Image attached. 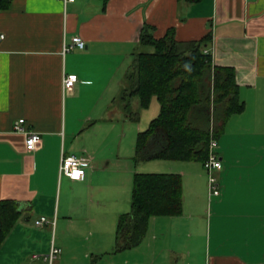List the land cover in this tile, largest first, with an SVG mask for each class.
Instances as JSON below:
<instances>
[{"label": "crops", "instance_id": "obj_1", "mask_svg": "<svg viewBox=\"0 0 264 264\" xmlns=\"http://www.w3.org/2000/svg\"><path fill=\"white\" fill-rule=\"evenodd\" d=\"M145 27L156 40L210 36L213 65L235 72L243 108L216 137L219 196L201 162L135 161L162 110L156 97L147 109L133 99V117L123 109L136 56L153 51ZM74 37L84 50L68 51ZM20 120L42 138L35 152L14 132ZM69 155L88 160L84 181L62 175ZM152 166L162 172H144ZM149 174L181 177L182 212L152 217L142 243L117 252L135 178ZM8 202L20 217L0 264H264V0H0V208ZM42 217L51 223L38 228Z\"/></svg>", "mask_w": 264, "mask_h": 264}, {"label": "trees", "instance_id": "obj_2", "mask_svg": "<svg viewBox=\"0 0 264 264\" xmlns=\"http://www.w3.org/2000/svg\"><path fill=\"white\" fill-rule=\"evenodd\" d=\"M107 2L108 0H104ZM197 4L200 0H180ZM145 27L142 43L152 52L136 56L129 75L130 88L124 93L123 109L129 117L139 108L147 109L156 97L161 114L138 137L136 162L156 160L205 162L210 141L223 131L231 116L242 111L235 72L213 65L204 41L179 42L174 29L156 40ZM212 128L216 129L212 132ZM182 179L173 174L137 175L133 209L119 219L116 251L138 247L147 234L152 217L182 212ZM20 215L17 204L0 208V246Z\"/></svg>", "mask_w": 264, "mask_h": 264}, {"label": "built area", "instance_id": "obj_3", "mask_svg": "<svg viewBox=\"0 0 264 264\" xmlns=\"http://www.w3.org/2000/svg\"><path fill=\"white\" fill-rule=\"evenodd\" d=\"M73 1V0H64ZM78 48L84 50L86 48V43L80 37L73 38V45L68 49ZM78 82V76L75 74L68 75L64 78L63 86L65 91H72ZM25 121L20 120L14 126V132L22 134L25 136L26 149L29 153L35 152L41 145L42 138L38 133L29 131L24 126ZM217 140L212 136L210 141V151L209 158L205 162L204 167L209 174V192L210 196H219L220 185L217 179V173L223 169L222 162L216 153ZM88 160L83 157H78L75 155L64 156L61 162V173L62 175L69 178L71 181L82 182L86 178V168L88 167ZM51 221L46 217H42L35 222L38 228L50 225ZM60 249L53 247L51 252L44 257L46 261L50 263L54 262L60 255ZM35 259L40 258V256H34Z\"/></svg>", "mask_w": 264, "mask_h": 264}, {"label": "rangeland", "instance_id": "obj_4", "mask_svg": "<svg viewBox=\"0 0 264 264\" xmlns=\"http://www.w3.org/2000/svg\"><path fill=\"white\" fill-rule=\"evenodd\" d=\"M143 50H144V51H150V52H151V49H149L148 47H147L146 49H143ZM212 131L215 132L216 129L212 128ZM156 163H159V165H160V164H162L163 162H146V163H144L143 165L151 166V165H155ZM144 167H146V166H144ZM147 169H149V171H144V172H157V173H158V172H162V169H158L157 166H152L151 168L148 167Z\"/></svg>", "mask_w": 264, "mask_h": 264}]
</instances>
